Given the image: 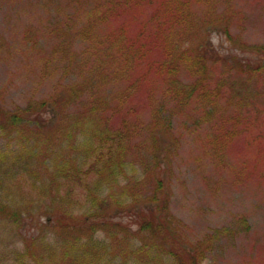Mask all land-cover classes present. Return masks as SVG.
<instances>
[{
  "label": "rangeland",
  "instance_id": "374dc122",
  "mask_svg": "<svg viewBox=\"0 0 264 264\" xmlns=\"http://www.w3.org/2000/svg\"><path fill=\"white\" fill-rule=\"evenodd\" d=\"M87 1L74 10L68 0H0V109L26 108L80 82L93 64H99L106 80L107 118L115 126L120 117L139 125L136 142L126 157L131 165L125 183L135 196L142 199L152 192L156 177L150 182L147 175H161L173 220L187 241L214 235L218 229L229 231L214 240L220 242L214 244V252L203 264H264V48L260 49L262 56L251 49L264 47V0L194 3L188 7L193 22L189 33L179 25L169 27L163 10L155 9L164 0H154L152 7L140 14L122 13L110 19L101 27L96 45L93 40L91 45V34L83 32L84 38L78 35L91 22V3L87 5ZM157 27L173 41L204 40L208 47L205 64L209 73L223 82L225 95L211 115L206 112L211 108L204 110L201 105L205 99L195 94L185 100L178 92V88L190 86L192 75L182 66L168 74L167 68L162 71L155 64L165 59L170 65L159 49L142 58L131 56L126 66L122 64L128 51L122 53L119 47L137 46L133 41L139 33L143 35L139 42L148 41ZM110 33L116 43L104 38ZM28 39L41 46H31ZM61 46L67 48V57L61 54ZM234 56L243 65L260 63V71L253 73L244 70L247 66L234 65ZM81 64L87 65L80 68ZM84 90L85 94L91 90V96L101 93L96 84ZM70 107L67 114L72 118L79 102ZM53 126L64 129L68 125H44L37 135L51 138ZM23 129L27 132L19 137L27 142L30 130ZM152 136L158 138L156 149H152ZM7 138L0 134L1 150H8ZM148 146L152 148L148 150ZM152 154L157 161L152 160ZM0 193H4L3 188ZM119 193L116 188L114 198ZM109 203L107 199L105 204ZM54 205L47 199L41 208ZM42 209L35 207L23 214L18 230L7 221L13 227L11 233V227L0 222L2 264L10 261L12 248H21L32 236H53L44 225L47 222L55 227V219L41 214ZM122 216L115 219L128 224ZM242 218L248 229L240 226ZM131 226L130 235L134 231Z\"/></svg>",
  "mask_w": 264,
  "mask_h": 264
},
{
  "label": "trees",
  "instance_id": "16d2710c",
  "mask_svg": "<svg viewBox=\"0 0 264 264\" xmlns=\"http://www.w3.org/2000/svg\"><path fill=\"white\" fill-rule=\"evenodd\" d=\"M68 1L74 10L75 6L85 5V0ZM153 2L87 1V5L91 3L88 8L91 22L78 35L84 38L83 32L91 34V45L92 40L96 45L100 41L98 33L101 27L110 19L122 13L140 14L152 7ZM202 2L206 0H164L159 6L156 4L155 9L163 10L169 27L179 25L189 33V24L193 22L188 7ZM195 31L198 32L197 29ZM159 32L157 27L152 38L142 43L138 41L143 39L139 33L133 41L137 46L132 47L131 43L119 47L122 53L128 51L122 64L126 66L131 56L142 58L159 49L169 59L170 65L164 63L165 59L155 64L162 71L167 68L168 74L182 66L192 75L190 86L178 88V92L185 100L195 94L205 99L206 102H203L196 97L199 102L205 103L201 104L204 110L211 108L206 111L211 115L217 108L218 100L225 95L222 94L223 82L214 78L205 64L208 47L204 46V40L198 43L173 41ZM224 34L229 36L226 29ZM112 35L110 33L104 38L116 43ZM28 40L31 46H41ZM263 48L253 46L251 49H254V54L262 56L260 49ZM60 52L66 57L69 55L65 46H61ZM232 59L234 65L240 68L247 66L245 71L258 73L261 69L258 62L252 67L238 62L235 56ZM85 65L81 64L80 68ZM82 76L80 82L56 90L48 98L31 103L26 108L16 111L0 109V134L8 137V150L0 149V188L4 189V193H0V222L10 226L11 233L13 227L7 221L17 226L14 231L18 230L23 214H29L35 207L42 209L41 204L47 199L55 204L41 211V214L55 219V227L47 222L44 225L54 233L53 236L37 234L21 248H12L7 264H203L214 252V244L220 242V239L214 240L229 231L218 229L214 235L195 238L194 242L187 241L173 220L169 192L161 175H147L146 179L150 182L156 177L152 192L142 199L135 196L129 184L125 183L126 171L131 165L126 157L133 149V141L136 142L139 125L120 117L119 125L115 126L107 118L105 109L108 102L103 89L106 80L99 64H93L91 70ZM91 84H96L101 92L99 95L91 96ZM84 89H89V93L85 94ZM77 102L79 109L76 116L68 117L67 109L76 106ZM55 123L68 126L57 128L59 130L53 126L51 131L55 133L51 138L37 135L40 127H50ZM23 126L30 130L27 142L19 137V133L27 132ZM151 140L154 147L148 146V150L157 148V136H152ZM154 159L157 161L152 154ZM116 188L120 190L118 198H114ZM22 199L23 205L16 204ZM107 199L109 205L105 204ZM34 203L36 205L33 206ZM119 214L127 218L128 224L115 219ZM129 226L134 229L132 235L128 233ZM240 226L248 229L243 218Z\"/></svg>",
  "mask_w": 264,
  "mask_h": 264
}]
</instances>
